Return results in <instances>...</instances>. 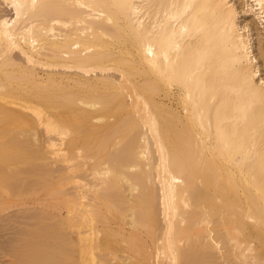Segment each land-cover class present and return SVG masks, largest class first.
I'll list each match as a JSON object with an SVG mask.
<instances>
[{
    "label": "bare ground",
    "instance_id": "obj_1",
    "mask_svg": "<svg viewBox=\"0 0 264 264\" xmlns=\"http://www.w3.org/2000/svg\"><path fill=\"white\" fill-rule=\"evenodd\" d=\"M260 58L264 0H0V264H264Z\"/></svg>",
    "mask_w": 264,
    "mask_h": 264
},
{
    "label": "rangeland",
    "instance_id": "obj_2",
    "mask_svg": "<svg viewBox=\"0 0 264 264\" xmlns=\"http://www.w3.org/2000/svg\"><path fill=\"white\" fill-rule=\"evenodd\" d=\"M243 16V17H242ZM252 20H253V17H250L249 16V14L247 15V14H245V13H242L241 14V19H240V22H241V24H245V23H247V22H249V23H251L252 22ZM247 21V22H246ZM252 27H253V23H252ZM254 34H253V40H252V44L254 45V49H255V54H258V44H259V41H258V35L256 34V32L254 31L253 32ZM260 60V65L262 66L263 65V62H262V60H261V58L259 59ZM262 73H263V77H264V67L262 66ZM17 209V208H16ZM9 228V227H8ZM8 228H6L5 230H6V232L4 233V234H8L7 236H10L9 234L12 232L10 229H8ZM8 229V230H7ZM10 231V232H9ZM3 234V233H2ZM6 258H2V259H0V261L2 260V261H6V260H8V259H6Z\"/></svg>",
    "mask_w": 264,
    "mask_h": 264
}]
</instances>
